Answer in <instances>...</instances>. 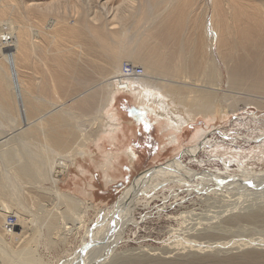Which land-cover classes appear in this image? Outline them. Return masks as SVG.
Segmentation results:
<instances>
[{"label":"bare ground","instance_id":"1","mask_svg":"<svg viewBox=\"0 0 264 264\" xmlns=\"http://www.w3.org/2000/svg\"><path fill=\"white\" fill-rule=\"evenodd\" d=\"M110 1L98 0L97 4L102 10ZM140 4L135 7L132 0H117L108 18L100 10L89 15L82 0H0V124L16 131L4 142L5 148L0 146L1 160L23 182L50 183V187L37 188L42 197L54 198L56 216L60 215L44 224L50 234L56 233L54 241L60 238L63 243L80 236L77 251L63 256L58 264H264V240L260 238L217 244L208 240L232 226H264V169H256L239 155L226 158L229 165L236 164L239 173L230 172L221 157L216 159L225 169L218 171L222 176L189 167L183 157L195 160L199 151L211 147L203 128L191 137L195 145L181 144L184 129L198 117L210 123L235 116L248 106L264 111V0H143ZM195 4L201 7L202 22L191 14ZM142 15H148L143 19L152 27L138 28L140 32L132 34ZM206 19L217 36L215 44L203 27ZM203 35H207L206 51L211 53L215 46L225 66V81L212 54L204 70L200 69L203 79L185 77V72L199 66L197 56L201 58L205 51ZM122 58L132 59L134 66L141 62L145 71L141 77L128 78L127 89L116 81ZM173 58L180 61L176 60L179 64L174 69L184 77L168 74ZM189 71L190 77L195 75ZM120 95L128 96L158 127L159 152L170 148L175 153L131 177L111 207L101 213L89 199L61 192L55 184L76 155L89 156L88 142L101 152L93 167L105 186L123 176L118 166L122 158L131 164L137 161L139 155L127 140L134 137L133 129L116 106ZM89 117L95 126L91 134H84L81 128ZM81 118H86L84 125L79 122L82 126L78 125ZM263 131L258 136L261 141ZM104 142L112 151L103 149ZM79 168L83 173L84 168ZM166 185L174 187L156 193ZM158 198L170 201L158 209L157 218L174 204L178 208L174 211L178 214H164L170 225L162 246L117 251L114 246L126 227L138 223L133 211L138 206L147 208ZM123 204L128 208L120 215L116 212ZM89 208H95L96 214L84 225ZM106 215L109 218L104 220ZM26 218L19 220L18 232L0 229V263L44 264L36 257V244L13 249L5 243L7 237L23 238L26 231L36 229L29 226L31 218L29 223Z\"/></svg>","mask_w":264,"mask_h":264},{"label":"rangeland","instance_id":"2","mask_svg":"<svg viewBox=\"0 0 264 264\" xmlns=\"http://www.w3.org/2000/svg\"><path fill=\"white\" fill-rule=\"evenodd\" d=\"M82 1L84 2L85 10L86 9L89 10V11L86 10L88 11V14L90 12L89 15H92L91 13L94 12L95 10H97V12H99L100 10L103 13H105L108 18L111 16V13H113L111 12L113 11L112 8H114V6L117 4V0H114V1L111 0L112 2L110 1L107 7L101 10L99 5L97 4L98 0L97 1L96 0H82ZM132 2H133V5H135V7L138 5L142 6L140 2H143V0H132ZM110 3L112 4V6ZM194 6H193L191 14H194V15L196 14L195 19H197V21L198 20L201 21L202 20V17L200 18V16H202L200 12L202 11L201 7H199L200 5H197V4H195ZM193 10L197 13H195ZM142 16L143 17L141 16L139 17L138 22L136 21L137 24H135L132 27L133 28L131 30L132 34H134V31L136 34H138L140 30L142 29V27L143 28L145 27L146 30H148L150 26L152 27V25H150L151 22H148L150 26L145 25L146 22H144V19L146 18L144 17H147L148 15H142ZM206 21L207 22L204 24L203 27L205 28V30H208L209 33L213 35V41L215 44L217 36L214 33V31L211 30V27H209L210 26L209 20L206 19ZM194 25L195 24H193L192 27ZM115 26H119V25L116 24ZM135 28L137 29L135 30ZM138 28H141V29H138ZM188 34H189V31H188ZM131 37L133 38V36ZM206 40H207V35L201 36L202 49L205 51L201 52L202 54L201 58H199L200 55L197 56V61H199L198 62L199 66L197 69L192 70V71H195V75L192 74V71L188 70L189 72H191L190 74H192L191 77L188 71L185 72L188 75L186 74V76L185 75L184 76L187 77V79L192 78L193 80L194 79L197 80V78L200 79L202 76L201 79H203L202 71L204 70V66L207 62L206 60H208L209 55L210 57L213 55L215 58V63L217 64L216 66L222 72V79L225 81V66L223 62H220L221 60L217 56L215 46H213L211 53H208V51H206V47H205ZM128 60L130 62L132 59L122 58L121 60L122 62L119 65V69L121 65H123L124 63L126 62L129 63ZM172 60H174V62ZM172 60H171L172 63L171 62L169 63L170 64L169 66H171L170 67L171 69L169 70L170 71L172 69L173 70L171 72L169 71L168 74L173 75V76L175 75L181 76V74L179 75L177 69H174V66L176 68V66L179 64L180 61L177 58H173ZM176 60L179 61L177 64L175 63ZM200 62H202V64ZM134 64L141 66L144 71V66L141 62H136ZM184 76L182 75L181 77H184ZM213 78L216 79V76ZM189 81H191V79ZM222 87L225 88L223 84H222ZM241 96L244 97L245 94ZM116 99H117L116 106L119 108L120 111H122L121 114L123 116V119L127 122V125L131 126V128L133 129L135 136L134 137L131 136L128 139L127 138L126 139L130 140L131 145L136 150L137 155H139L137 161H134L131 164L125 158H122L121 159L122 161H120L121 165L119 164L118 166L120 167V170L123 173V176L119 177L117 179V182H115L114 184L110 186H105L103 185V179L99 175V171L93 167V162H99L101 152L97 150L93 142H88L87 143L88 146H86V148L89 151L88 152L89 156H87L86 154L76 155L74 159L72 160V163L70 164L69 168L58 176L57 182L55 184V187L57 188V190L61 192H66L68 194H71L81 199H84V198L89 199V201H92L95 208H98V211L101 213L104 212L106 209H108V207H111L112 203L117 199V196L120 195L121 191L129 184L131 177H133L134 175L140 172H143V170L148 169L154 164H157V163H160L162 161L169 159L175 153L170 148L164 152H159L160 136L157 132L158 127L155 126L151 122V117L149 115H147L146 113L142 111H139L140 109L136 108L132 104L128 96L120 95L116 97ZM236 115L232 116L229 114L223 119L219 118L217 119V121L214 120V121H211L210 123L207 122L205 118L198 117L197 122L195 124H191L188 128H185L182 133V137H181V144L183 147L195 145L191 137L193 136L194 132L198 128H203L207 130L206 138L208 139L207 141L211 142V147L209 149L205 148L199 151L196 154L195 160L194 159L190 160L187 156L183 157L182 159L184 160V162H188L189 167L194 168L198 171L212 170L218 173V171L225 170L221 162L216 159L217 157H221V159L224 162H227L230 168L229 170L230 172L239 173L240 171L236 169L237 168L236 164L231 163L229 165V161H228L230 155H232L233 157H236L237 155H239L238 158H241V159H243L244 157H247L246 159L248 160L249 164L251 163L250 165L254 166L256 169L257 168L264 169V143H263L264 140H262L263 141L262 142L261 139L258 137L261 134V132L264 130V111L248 106L244 108L243 110L239 111ZM86 118H81L78 121V125H80V123L84 125L83 123L86 120ZM89 120L91 122L90 117L85 122L86 123L85 125L88 128L91 127L89 131H87L88 128H85L86 127L85 125H84L85 127L83 126L81 128L84 134H91L93 132L92 128H94L95 125L92 126V123H90ZM1 125L2 124H0V142L2 141V143L0 144V146H2L3 144L2 147L5 148L4 142L8 138L12 137L16 131L15 130L14 132L13 130L8 131L9 128L3 125L4 129L5 128L7 129V130L6 129L4 130ZM85 129L86 131L84 132ZM126 139H123V141L125 140L124 142H126ZM247 139L249 140L247 141ZM101 145L103 149L106 148L107 151H110V150L112 151L113 149V147H111L106 142L102 143ZM255 164H257V166ZM6 165L7 164H5V162L1 160V157H0V214H3L0 217V229H2L3 227L5 228L8 227L11 229L14 228V231L16 230V232H18L19 228L17 224L19 220H21V218L23 217L25 218L30 217L31 219L30 218L29 219L32 221V223L30 222L28 218H26V220L27 219L29 220L28 221V223L30 222L29 226H35L36 229L34 228L35 229L33 230L34 233L32 231L30 232L26 231L27 235L23 238H20V235L15 236V237H7L6 241L4 240L5 243L13 249H20L25 245V243H29V244L33 243L34 245L36 244L35 254H36V257L39 258V260H41L44 264H58V262H60L63 256L66 257V254L68 255V253H71V252L74 253V251H77L80 236L76 238H72V239L70 238L69 240L66 239L64 240L63 243L61 242L62 240H60V238L59 239L57 238L55 242L54 239L56 238L55 237L56 233L53 231L50 234L48 230L44 228L45 227L44 224L46 220H49L52 218L58 219L60 215L57 213L58 216H56V207H54V202H53L54 198L50 197V195H48V197L47 196L42 197V195L44 194H42L37 188L38 186H42L45 188L50 187L51 186L50 183L46 180H44V182L36 183L33 185L27 181L23 182V180H19L15 178L14 176H12L13 173H10L12 172V170L10 171L9 166L8 165L6 166ZM79 165H81L84 168L83 173L80 172L81 169L79 168ZM91 172H92V175H90ZM218 174L219 176H222L221 173H218ZM89 183L91 184V187L88 186L90 185ZM169 187H174V186L166 185L165 187H163L165 188L164 190L157 189L156 193L157 194L165 193ZM84 194H86L87 197H84L83 196ZM169 201L170 200L166 201V200H161L158 198L157 200H154L153 202H151L147 208H142V206H138V208H136L133 211V217H135L138 223L137 224L129 223V225L126 227L125 235L122 237L120 242H117L118 244L114 246L116 247V250L118 251L122 248H133V247H139V246L145 249L160 248L162 244L164 243L163 240H165L168 236V233H166V231L170 225L168 224V221H166L164 214H168V215L178 214L177 212L176 213L174 212V211H178L177 206L174 204V207H169L168 209H166V211L163 212L161 218H157L156 212H158V209L161 208L163 205H165V203H169ZM33 204H36V205H33ZM59 206L61 207L62 205L59 204ZM50 207L51 208L53 207L55 209H51ZM122 207L124 209H122ZM95 208L93 209L89 208L85 211V214L83 217V224L85 223L87 225L90 222V220H92L95 217V214H96ZM120 208L121 210H119ZM120 208L118 209L116 213L121 212L120 215H123L128 207H127V204H123L121 205ZM24 209H26L27 212ZM49 210L50 211L52 210L53 213H51ZM22 212L24 213V215H27V216H24V215L22 216L23 214ZM54 213H55V216H52ZM9 215H13L15 217L16 223L14 224V226H8L7 224V220H8L7 217ZM108 218L109 216L106 215L104 220H107ZM251 225L242 224L240 225V227H238L239 225L232 226L231 227L232 229L230 228L228 229V231L227 229L225 230L226 233L224 231L222 233L220 232L217 235H215L214 238L208 239V240H210L209 241L210 243H213L215 241L216 244L220 243V241L235 242L239 239H246V238L252 239V240L253 239L257 240L260 238L263 241L264 240V226L263 227L262 225L258 226V224H251ZM255 225H256V228H255ZM172 227H176V225L172 223ZM82 232H83V229L80 231V235L82 234ZM51 238L53 239L50 240ZM204 240L207 241V238H204ZM204 240L202 239V241ZM115 241H117V239H115ZM257 246L260 247V245H257Z\"/></svg>","mask_w":264,"mask_h":264},{"label":"built area","instance_id":"3","mask_svg":"<svg viewBox=\"0 0 264 264\" xmlns=\"http://www.w3.org/2000/svg\"><path fill=\"white\" fill-rule=\"evenodd\" d=\"M144 75L143 68L139 65H133L131 63H124L120 69L119 76L117 77V82H119L118 86L121 89H127L126 80L131 77H141ZM7 220L8 226H14L15 217L13 215H9Z\"/></svg>","mask_w":264,"mask_h":264},{"label":"crops","instance_id":"4","mask_svg":"<svg viewBox=\"0 0 264 264\" xmlns=\"http://www.w3.org/2000/svg\"><path fill=\"white\" fill-rule=\"evenodd\" d=\"M135 136V135H134ZM131 144V143H130Z\"/></svg>","mask_w":264,"mask_h":264},{"label":"water","instance_id":"5","mask_svg":"<svg viewBox=\"0 0 264 264\" xmlns=\"http://www.w3.org/2000/svg\"><path fill=\"white\" fill-rule=\"evenodd\" d=\"M80 260V259H79Z\"/></svg>","mask_w":264,"mask_h":264}]
</instances>
